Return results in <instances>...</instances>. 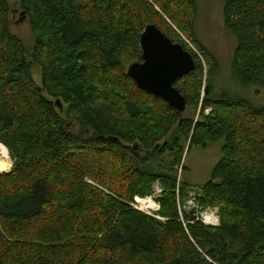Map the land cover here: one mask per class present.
<instances>
[{
  "label": "trees",
  "instance_id": "trees-1",
  "mask_svg": "<svg viewBox=\"0 0 264 264\" xmlns=\"http://www.w3.org/2000/svg\"><path fill=\"white\" fill-rule=\"evenodd\" d=\"M20 5L33 49L0 0V144L10 157L0 161V264H264V106L214 94L219 63L196 36V0ZM224 19L237 41L233 75L264 89V0H225ZM151 24L195 59L175 87L198 120L127 74L123 59L141 61ZM210 144H223L222 158L197 203L218 208L217 227L183 209L194 188L178 176L185 149ZM157 185L156 217L132 207Z\"/></svg>",
  "mask_w": 264,
  "mask_h": 264
},
{
  "label": "rangeland",
  "instance_id": "rangeland-1",
  "mask_svg": "<svg viewBox=\"0 0 264 264\" xmlns=\"http://www.w3.org/2000/svg\"><path fill=\"white\" fill-rule=\"evenodd\" d=\"M8 2L11 8V32L19 37L29 49H33L35 37L32 34L29 20L27 19L21 22L19 21L20 13L22 12L20 0H8ZM196 2L198 6V13L195 21L196 36L203 46H205L210 52L213 53L214 56H216L219 63V71L213 77L212 83H210L213 86L214 94L217 97L224 95L227 98L230 97L232 99H246L257 107H263L264 89L257 86L245 88L233 75L232 59L234 50L237 46V41L225 24V0H196ZM183 39L187 45L199 55L198 57L205 64L203 56L199 54L192 42L185 37H183ZM123 62L125 64L126 70H128L129 66L136 61L130 59L128 56H125ZM205 68L207 71V78L208 68L207 66ZM33 71L36 83L41 85V69L39 67L33 66ZM204 86L206 90H209L208 81L204 82ZM65 110L66 106L61 105L60 112L64 113ZM210 112L211 110H208L206 114H210ZM184 116L185 118L198 120L199 112L187 107ZM70 128L74 132L79 131V128L76 125H71ZM222 145L223 144H210L206 149L196 147L191 151H188V148L185 149L182 166L180 169H178V176L181 182H185L193 186V190L197 194V198L200 195L199 188L211 180L213 171L222 158ZM0 155L5 158L9 157V154H7L6 151L2 154L0 153ZM1 156L0 161L3 159ZM167 159L170 160L169 158ZM159 164L160 162L153 163L154 170L163 171L164 169H162ZM182 168L185 169L182 171ZM1 169L2 163L0 162V170ZM11 169L9 171H11ZM158 188V185L155 186L154 194L152 196H147L153 198L152 200L155 201L156 206H159L157 203V198L160 195V193L157 192ZM152 205L154 206L152 202L150 203V207L143 202L144 208L149 207V209H153ZM146 211L141 212L147 214L148 212ZM150 213L153 215L155 214L154 211L149 212V215Z\"/></svg>",
  "mask_w": 264,
  "mask_h": 264
},
{
  "label": "water",
  "instance_id": "water-1",
  "mask_svg": "<svg viewBox=\"0 0 264 264\" xmlns=\"http://www.w3.org/2000/svg\"><path fill=\"white\" fill-rule=\"evenodd\" d=\"M24 20H27V15L21 12L19 21ZM141 48V61L129 66L128 76L141 90L162 99L183 114L188 107L187 101L175 84L195 70L193 55L153 24L148 25L142 34ZM56 105L61 106L60 101Z\"/></svg>",
  "mask_w": 264,
  "mask_h": 264
},
{
  "label": "built area",
  "instance_id": "built-area-1",
  "mask_svg": "<svg viewBox=\"0 0 264 264\" xmlns=\"http://www.w3.org/2000/svg\"><path fill=\"white\" fill-rule=\"evenodd\" d=\"M159 187V186H158ZM158 193L161 194V188L159 187L157 190ZM153 198L151 197H146V198H140V197H136L134 203H132V207L135 208L136 210H141V211H146L148 212L147 214L149 215V212L154 211L155 214L153 215L152 213H150L151 216L156 217V213L158 211L159 206H156V203L154 200H152ZM141 202H138V201ZM152 202L155 206V208L153 209H149V207H141L143 206V204H141L142 202ZM154 201V202H153ZM147 204V203H146ZM183 209L185 211H191L194 210L195 212H197V217L198 220L202 221L205 225L207 226H213V227H217L220 224V218H219V211L218 209H213V208H208V209H201L197 203V194L195 192H191L189 195V198L186 200Z\"/></svg>",
  "mask_w": 264,
  "mask_h": 264
},
{
  "label": "bare ground",
  "instance_id": "bare-ground-1",
  "mask_svg": "<svg viewBox=\"0 0 264 264\" xmlns=\"http://www.w3.org/2000/svg\"><path fill=\"white\" fill-rule=\"evenodd\" d=\"M7 152V154H8V151H7V149L5 148V146H3L2 144H0V153L2 154V153H4V152ZM1 156V155H0ZM2 157V156H1ZM3 159L2 160H4L5 162H8L9 160H10V157L9 158H5V157H2ZM138 202H141L140 200L138 201ZM147 203V204H146ZM150 203L151 202H145L144 204H146V205H148L149 207H150ZM141 204H143V202L141 203ZM145 206V205H144ZM144 206H141V207H144ZM153 206V205H152ZM152 208V207H151ZM153 208H155V206H153Z\"/></svg>",
  "mask_w": 264,
  "mask_h": 264
}]
</instances>
